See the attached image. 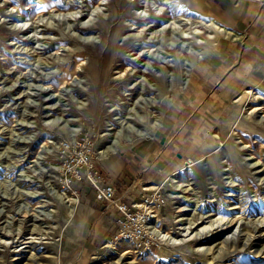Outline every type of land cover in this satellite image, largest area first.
Masks as SVG:
<instances>
[{
	"label": "rangeland",
	"instance_id": "374dc122",
	"mask_svg": "<svg viewBox=\"0 0 264 264\" xmlns=\"http://www.w3.org/2000/svg\"><path fill=\"white\" fill-rule=\"evenodd\" d=\"M217 1L0 0V264H264V75L241 84L232 123L213 121L199 159L133 186L132 202L156 190L164 200L167 235L148 249L117 239L71 169L89 149L110 180L116 158L155 140L185 70L224 54ZM225 1L258 5L263 55L264 0ZM180 218L212 226L189 234Z\"/></svg>",
	"mask_w": 264,
	"mask_h": 264
},
{
	"label": "crops",
	"instance_id": "0c3cea01",
	"mask_svg": "<svg viewBox=\"0 0 264 264\" xmlns=\"http://www.w3.org/2000/svg\"><path fill=\"white\" fill-rule=\"evenodd\" d=\"M217 3L212 2L214 18L228 24L226 35L218 38L224 54L209 51L204 58L207 65L191 72L190 84L178 102L165 109L155 140L115 159L110 181L126 200L133 199L136 184L159 183L185 161L199 159L213 121L224 113L225 127L232 123L236 109L231 101L241 84L255 82L264 75L261 38L256 28L253 30L258 5L250 1L235 5L225 0ZM105 205L106 213L115 219V207Z\"/></svg>",
	"mask_w": 264,
	"mask_h": 264
},
{
	"label": "built area",
	"instance_id": "2783aa9c",
	"mask_svg": "<svg viewBox=\"0 0 264 264\" xmlns=\"http://www.w3.org/2000/svg\"><path fill=\"white\" fill-rule=\"evenodd\" d=\"M78 155L79 162L76 167L70 165L71 169L74 170L73 172L76 173L75 180H80L82 173H84L94 194V199L115 207L117 239L135 242L138 248L145 245V249H148L158 241L165 240L163 235L167 234H162L156 227L157 211L164 204L159 190L153 191L151 194L142 193V198L137 202L126 200L123 194L118 193L112 181L102 177L100 172L94 167L89 149L80 151ZM71 176H74V174ZM153 230L159 232L162 238L157 237Z\"/></svg>",
	"mask_w": 264,
	"mask_h": 264
},
{
	"label": "bare ground",
	"instance_id": "6f19581e",
	"mask_svg": "<svg viewBox=\"0 0 264 264\" xmlns=\"http://www.w3.org/2000/svg\"><path fill=\"white\" fill-rule=\"evenodd\" d=\"M204 28H208L209 30L211 29V26H209V25H204ZM222 30V29H221ZM219 32H220V30L217 28V30H216V32H215V34L216 35H214V36H216V37H218L220 34H219ZM184 37V36H183ZM210 38V37H209ZM213 40V39H212ZM212 40H209V41H212ZM216 40V39H215ZM214 40V41H215ZM211 45V44H210ZM158 54V53H157ZM201 57V56H200ZM205 58V57H204ZM204 58H200L199 60H198V62H200L201 60H203ZM197 62V63H198ZM40 63V62H39ZM143 64V63H142ZM27 75V74H26ZM192 79V76H191V70H185V74L183 75V86H182V88L181 89H183L182 91H185V89H186V87L190 84V80ZM206 90V89H205ZM245 93H249V91H245ZM180 94V93H179ZM176 101H178V99L176 100ZM247 101V100H246ZM175 105V104H174ZM258 109V108H257ZM155 118V117H154ZM157 120V119H156ZM141 134V133H140ZM145 134H148V133H142L141 135H145ZM132 142V141H131ZM112 150H114V148H112ZM176 181V180H175ZM174 181V182H175ZM177 182V181H176ZM188 183V182H187ZM183 186H187V184H177L176 185V187H183ZM193 186V185H192ZM192 188V187H191ZM194 188V187H193ZM184 189H186V188H184ZM192 193V192H191ZM186 210V209H185ZM183 211V210H182ZM183 215H184V213H183ZM32 216V215H31ZM32 218V217H31ZM179 221L180 222H183V223H187L188 224V226L187 227H183L182 229L183 230H185V229H190V231H189V234L190 233H192V231H193V229H195V227L198 225V223H196V222H193V221H191V220H189L188 219V221H187V218H180L179 219ZM198 222V221H197ZM195 223V224H194ZM200 223V222H199ZM245 223V222H244ZM225 224V223H224ZM210 225V226H209ZM242 225H243V223H242ZM211 226H212V224H208L207 226H205V225H203V226H201V228H198V229H195V231H197L196 232V235L198 234V233H200V232H202V230H206L207 228H211ZM225 226V225H224ZM255 226V225H254ZM264 226V225H263ZM242 227V226H241ZM257 228V227H256ZM224 229V228H223ZM260 229V228H259ZM209 231V230H208ZM210 232V231H209ZM215 232V231H214ZM257 232V231H256ZM31 234V233H30ZM158 234V233H157ZM189 234H187V235H189ZM179 235H181V234H179ZM254 236V235H253ZM226 241V240H225ZM214 243V242H213ZM210 246H208V247H205L204 249L205 250H207V252L208 251H210ZM220 246L217 248V249H219V251H220ZM198 249H203V247H199ZM212 250H213V248H212ZM216 251V250H215ZM214 251V252H215ZM260 251V250H259ZM259 251L257 252V253H259ZM214 252H213V254H214ZM218 252V251H217ZM215 256H217V255H215ZM120 258L121 257H119L117 260H116V262H115V264H118V263H120L119 261H120ZM122 260V259H121ZM122 263H124V262H122ZM37 264H41V263H37ZM125 264V263H124Z\"/></svg>",
	"mask_w": 264,
	"mask_h": 264
}]
</instances>
